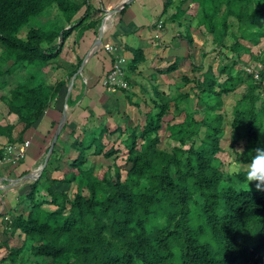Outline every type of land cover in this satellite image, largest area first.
<instances>
[{
    "label": "trees",
    "instance_id": "1",
    "mask_svg": "<svg viewBox=\"0 0 264 264\" xmlns=\"http://www.w3.org/2000/svg\"><path fill=\"white\" fill-rule=\"evenodd\" d=\"M195 4L201 8L200 23L213 38L223 39L231 29L230 57H236L230 65L221 66L217 76L211 66L201 74L202 66L197 69L192 90L196 98L199 93L202 118L186 113L181 122L166 121L170 106L160 98L154 110L143 115V125L134 127L124 142L129 164L124 178L119 169L113 179H107L82 168L91 149L106 159L117 158L121 152L114 148L104 151L105 128L96 137L94 131L85 132L81 141L72 144L78 155L62 181L76 183L73 198L48 189L50 200H38L41 188L35 182L22 211L6 226L11 236L18 232L22 244L9 248L0 264L6 260L25 263L17 258L20 255L35 257L33 264H38V258L42 264H264V190L237 191L235 182L230 177L225 179L218 157L223 152L222 98L244 83L242 71L231 73L239 63L237 55L251 53L264 38V0H191V5ZM51 7L59 11L65 25H70L82 6L73 0H0V99L24 125L22 133L41 119L51 98L37 82L38 73L84 21L68 29L30 28L25 39L18 37L23 27ZM262 56L259 51L250 56L260 68L254 76L247 74L246 89L233 108L230 122L232 133L244 142L236 159L240 174L233 176L241 185L247 183L244 174L253 150L264 147ZM138 61L134 59V64ZM176 69L172 64L166 73ZM20 72L16 85L4 95L8 88L4 77ZM182 81L188 83L190 79L182 77ZM65 83H58L57 92ZM184 99L189 100L186 93L175 98V109ZM199 126L203 136L195 145V127ZM12 130L0 126V134L10 143ZM163 136L178 145L163 150ZM44 204L55 209L46 210Z\"/></svg>",
    "mask_w": 264,
    "mask_h": 264
},
{
    "label": "crops",
    "instance_id": "2",
    "mask_svg": "<svg viewBox=\"0 0 264 264\" xmlns=\"http://www.w3.org/2000/svg\"><path fill=\"white\" fill-rule=\"evenodd\" d=\"M73 1L82 7L66 29L84 21L64 41L58 55L38 73L37 82L43 84L51 94L41 119L22 133L24 125L0 99V126L13 128L12 143L0 134V150L3 152L0 162V244L6 241V234L10 241L18 238L22 244L18 232L11 236L3 220L8 215L22 211L27 201L26 195L35 183L32 181L40 176L38 180L41 185L38 188H41L40 197L43 201L50 200L48 189L64 193L63 189L70 185L62 181L72 171L70 164L78 155L72 146L75 140L81 141L85 132L93 130L98 131L94 135L96 137L105 128L107 133L102 138V144L110 143L114 147L110 145L106 149L104 146V151L119 149L117 144L122 145L130 134L125 129L128 130L133 123L136 125L141 115L154 110L160 98L169 103V112H173L174 98L180 93H187L193 86L187 89L181 86L182 77L192 80L200 66L203 68L200 74L205 72L207 66H211L209 63L204 65L207 52L201 49V37L206 41L209 35V41L212 42L213 35L200 23V12H196L199 7L197 4L191 5V0H131L116 13L111 11L125 0ZM102 20V43L94 49ZM157 22L162 24L160 29L156 28ZM105 46H111V51H106ZM121 59L123 63H119ZM134 59L139 61L134 64ZM172 64L177 69L166 73ZM116 65L124 72L123 79L127 82L125 88L102 84V78ZM21 75V72L14 73L13 77ZM63 81L66 82L65 86L57 92L58 83ZM70 84V94L66 100ZM64 112V129L62 127L50 158L38 173ZM115 130L118 132L115 133ZM25 143H28L26 148ZM8 147L16 151L24 149V158L12 162L16 151L9 155ZM106 160L103 157L100 161ZM29 173H34L35 178L17 182ZM42 207L49 211L55 209L53 205L44 204Z\"/></svg>",
    "mask_w": 264,
    "mask_h": 264
},
{
    "label": "rangeland",
    "instance_id": "3",
    "mask_svg": "<svg viewBox=\"0 0 264 264\" xmlns=\"http://www.w3.org/2000/svg\"><path fill=\"white\" fill-rule=\"evenodd\" d=\"M223 10H224V7H222L218 16H220L223 13ZM196 12H201V8L199 7V9H196ZM49 26L54 27L55 29H60V28L66 29V27L68 26V25L64 24L63 17L59 13V11H57L55 9V7H51L49 9H47L42 16L31 20L28 23V25H26L25 27H23L20 30V32L18 33V37L21 39H25V35L30 28H37V27L46 28ZM230 32H231V29L228 28L227 36L223 37V39L213 38L212 42L209 41V39L211 38V36H209V35H207L208 40L206 39V41L203 37H201V42L203 43V45L201 46V49L206 50V52H207V56L204 60V65H206L207 63L211 64L212 71L216 76L218 75V69L221 66L230 65L233 60H236L235 59L236 57L235 58L230 57L231 56L230 46L233 44V39L230 36ZM56 43L58 44L59 40H57ZM258 51L262 52V55H263L262 57H264V38L261 39V42L257 47L251 48V53H245V54L241 53L240 55H237L239 63L234 68H232L233 70L231 71V73L236 75L239 70L242 71L243 72L242 75L244 76V81H243L244 83L242 85H239L233 93H231L227 96H223V98H222L223 105L220 109V112H222L224 114V124H223V130H222L223 132L220 136L221 146L223 148V152L218 154V157L220 158V160L222 162L221 170L225 174V179L230 177L235 183L237 181L233 178V176H229L227 174V166L230 162L236 161V159L240 158L244 142H243V140L239 141V139H237L236 135L234 133H232L231 128H230V122L232 119L233 108H234L235 104L241 99L243 92L246 89V83L248 81L247 74L254 76V72H257V70H259V68H260L259 63L254 58L250 57L251 55L255 56V54ZM0 53H1V50H0ZM220 54L222 55V57H220ZM9 64L10 63H7L6 65H4V69H6L9 66ZM198 73L199 72H197V74L195 76V80L190 79V82H188V83H191L190 85H188V83H186V82H182L180 84L181 86H183L186 89L193 84V86L190 88V90L186 93L189 96V100L184 99V100L177 102L178 108L174 109L173 112L169 113V117L166 118V121L171 122L170 120H172V119H173L172 122L183 121L186 113L192 114L194 116V118L198 119V120L202 118L203 113H204V111H203L204 107H203L202 103H200L198 100L199 93L197 92V98H196V94L192 90V88H195V86H196V80H197L196 78L198 77ZM4 79H5V82L7 83V86H8V88L3 92V94L5 95L8 93V89H10V88L14 87V85H16V83L18 81V77L15 78V77H13V74H12L10 76L4 77ZM223 79H224V76L219 77L218 81L222 82ZM184 88H181V89L186 90ZM180 94H185V93H180ZM259 94L262 95L261 93H259ZM168 100L170 102H172L171 99H168ZM174 100H175V98H174ZM139 118H140V120L138 121V123H136V125L133 123L130 126V128H128V130L125 129L127 131V133L128 132L131 133V130L134 128L133 126L141 127L143 125L144 116L141 115ZM195 129L197 131H196L195 136L193 137V140L195 142V145H198L200 143L202 136H203V129L200 126L195 127ZM93 131L95 133L98 132L97 130H93ZM263 135H264V132H263ZM123 136L126 137L125 134ZM261 136H262V134H261ZM116 140H118V139H116ZM115 142L116 141H114V143ZM124 142L125 141H123L122 145L117 144V146H118L117 148L120 149L122 154L120 153V155H118L117 158L113 157V158L107 159L106 161H100L101 158H103L102 155H93V153H91L92 149L89 150L88 153L86 154V160H85L86 162L82 168L85 170L92 171L93 174H95L101 178L105 177L107 179H111V178L113 179L115 170L119 169L122 178H124L125 172L129 167V164L126 163V161L123 157L125 154ZM110 145H111L110 143H107V145H104V146L106 147V149H108ZM174 145H178V144L171 142V140H169L163 136L162 142L160 144V148H162L163 150L169 151V150H171V148ZM111 147H114V146L111 145ZM39 178H40V176L37 178V180L32 181V182L37 181V184L41 185V181L38 180ZM255 183H256L255 181H249L248 186L246 183V184H243L241 188L255 189V186H254ZM28 186L30 187L31 185L28 184ZM63 191L65 194L68 195L69 198H73V196L76 192V183L72 184V185H68V187L66 189L65 188L63 189ZM40 194H41V191L39 192V194L37 196L38 200H41ZM197 199L200 200L199 197ZM18 213L19 212L17 211L12 216L17 215ZM12 216L8 215V217L6 216L4 218V220L2 219L4 224H9L10 221L12 220ZM5 236H6V241L2 242L4 247H2L3 248L2 250H0L1 258L2 257L4 258L7 256L9 248L18 247L20 245V241L18 240V238H14V241H10V239H8V235L6 234ZM4 244H6L7 247ZM17 258L21 259V260H23V262H25L22 264H31L30 260H32V264H33V262L35 260V257L34 258L33 257L28 258L27 255H20V257H17ZM18 261H17V264H18ZM37 261H38V264H42V261L40 258H38ZM1 264H11V263L9 262V260H6L4 263H1Z\"/></svg>",
    "mask_w": 264,
    "mask_h": 264
},
{
    "label": "clouds",
    "instance_id": "4",
    "mask_svg": "<svg viewBox=\"0 0 264 264\" xmlns=\"http://www.w3.org/2000/svg\"><path fill=\"white\" fill-rule=\"evenodd\" d=\"M229 176H238L240 174V164L238 161H232L227 166ZM245 180L255 181V188L264 190V147H256L253 155L247 164V170L244 174ZM233 187L239 191L242 185L237 181Z\"/></svg>",
    "mask_w": 264,
    "mask_h": 264
},
{
    "label": "water",
    "instance_id": "5",
    "mask_svg": "<svg viewBox=\"0 0 264 264\" xmlns=\"http://www.w3.org/2000/svg\"><path fill=\"white\" fill-rule=\"evenodd\" d=\"M130 1H131V0H125L120 6L114 8V9L111 11V13H116V12H118L119 10H121V9L123 8L124 5L129 4ZM103 23H104V20H102L101 26H100V28H99V30H98L97 38H96V40H95V42H94V46H93L94 49H96L97 47H99V46L101 45V43H102V36H103V31H104L103 28H102ZM59 40H60V38H59ZM81 68H82V65L80 66V70H81ZM73 78H74V77H73ZM70 89H71V84H70L69 87H68V92H67V95H66V100H67L68 97H69ZM65 121H66V113L64 112V113L61 115L60 121H59V123H58V125H57V127H56V130H55V132H54V134H53L52 140H51V142H50V144H49V147H48V149H47V152H46V154H45V158H44L43 164H42L41 168L39 169L38 173L41 172L42 169L44 168V166L46 165V163H47V161H48V158L50 157V155H51V153H52V150H53V148H54L55 142H56V140H57V138H58V135H59V133H60V131H61V129H62V127H63ZM34 178H35V174H34V173H29V174H26V175L22 176L21 178H19V179L17 180V182H19V181L31 180V179H34Z\"/></svg>",
    "mask_w": 264,
    "mask_h": 264
},
{
    "label": "built area",
    "instance_id": "6",
    "mask_svg": "<svg viewBox=\"0 0 264 264\" xmlns=\"http://www.w3.org/2000/svg\"><path fill=\"white\" fill-rule=\"evenodd\" d=\"M100 1V0H98ZM162 27L161 22H157L156 28L160 29ZM106 51H111V46H105ZM124 60L121 59L119 63H123ZM124 78V72L122 68L119 65H116L113 69H111L103 78H102V84L106 87H112V88H125L127 87V82L123 79ZM28 146V143L24 144V147L26 148ZM14 148L8 147L7 148V154L11 155L12 152H14ZM24 158V149H21L19 151H16L15 157L12 162L18 161L20 159ZM2 159H0V162Z\"/></svg>",
    "mask_w": 264,
    "mask_h": 264
}]
</instances>
